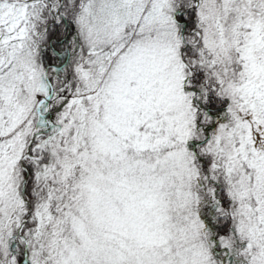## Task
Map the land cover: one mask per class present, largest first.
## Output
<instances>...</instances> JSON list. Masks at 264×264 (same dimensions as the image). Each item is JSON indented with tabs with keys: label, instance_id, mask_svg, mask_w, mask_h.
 I'll list each match as a JSON object with an SVG mask.
<instances>
[{
	"label": "snow or ice",
	"instance_id": "6c2138e0",
	"mask_svg": "<svg viewBox=\"0 0 264 264\" xmlns=\"http://www.w3.org/2000/svg\"><path fill=\"white\" fill-rule=\"evenodd\" d=\"M0 264H264V0H0Z\"/></svg>",
	"mask_w": 264,
	"mask_h": 264
}]
</instances>
